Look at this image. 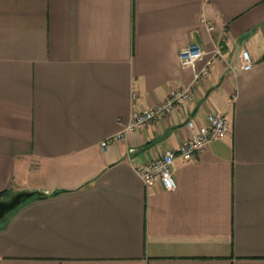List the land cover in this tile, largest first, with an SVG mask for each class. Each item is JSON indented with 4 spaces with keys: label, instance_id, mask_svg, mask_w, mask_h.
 Listing matches in <instances>:
<instances>
[{
    "label": "crops",
    "instance_id": "1",
    "mask_svg": "<svg viewBox=\"0 0 264 264\" xmlns=\"http://www.w3.org/2000/svg\"><path fill=\"white\" fill-rule=\"evenodd\" d=\"M195 41L221 52L193 96L102 147L133 93L192 81ZM216 111L228 134L146 184ZM23 190L47 194L0 219V264H264V0H0V199Z\"/></svg>",
    "mask_w": 264,
    "mask_h": 264
},
{
    "label": "built area",
    "instance_id": "2",
    "mask_svg": "<svg viewBox=\"0 0 264 264\" xmlns=\"http://www.w3.org/2000/svg\"><path fill=\"white\" fill-rule=\"evenodd\" d=\"M214 29L213 25H210ZM221 46L208 50L200 42H191L182 47L179 52L183 66L193 69L192 81L176 88L162 101L146 108L139 107L136 102V94L132 95V111L129 120L118 133L107 137L101 142L102 147H106L116 140H123L131 131H135L144 125L159 119L175 110L178 105L187 102L194 94L195 88L210 73L212 65L215 63ZM243 68L248 70L254 60L247 49H243ZM190 134L177 148H167L164 153L148 163L139 164L135 167L143 181L150 185L156 181L162 182L166 189L172 190L177 187V180L174 175V163L177 159H193L213 140L225 137L230 130V119L222 112H211L208 114L205 123H197L194 118H189L186 122Z\"/></svg>",
    "mask_w": 264,
    "mask_h": 264
},
{
    "label": "water",
    "instance_id": "3",
    "mask_svg": "<svg viewBox=\"0 0 264 264\" xmlns=\"http://www.w3.org/2000/svg\"><path fill=\"white\" fill-rule=\"evenodd\" d=\"M47 194L42 190H23L0 199V219H6L9 212L19 206L23 201L35 195Z\"/></svg>",
    "mask_w": 264,
    "mask_h": 264
}]
</instances>
